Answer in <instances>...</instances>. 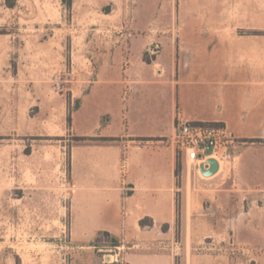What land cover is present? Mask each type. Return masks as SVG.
Returning a JSON list of instances; mask_svg holds the SVG:
<instances>
[{
    "label": "rangeland",
    "instance_id": "374dc122",
    "mask_svg": "<svg viewBox=\"0 0 264 264\" xmlns=\"http://www.w3.org/2000/svg\"><path fill=\"white\" fill-rule=\"evenodd\" d=\"M208 3L226 5L230 15L205 22L179 15ZM198 24L264 36V0H73L71 7L63 0H0V264H108L123 244L126 256L131 241L117 238L116 245L112 235L94 233L89 223L98 205L94 192L74 188V173L82 170L78 160L74 164V147L112 141L80 139L78 100L90 93L106 58L120 60L118 73L131 64L158 63L174 31ZM107 103L118 108L119 97ZM83 120L80 114L79 126ZM233 138L223 160L233 161L234 185L222 196L223 235L208 237L198 248L239 254L242 264H264V137ZM177 158L180 180L178 152ZM86 177L79 179L91 180ZM162 244L181 257L178 236L144 248Z\"/></svg>",
    "mask_w": 264,
    "mask_h": 264
},
{
    "label": "crops",
    "instance_id": "0c3cea01",
    "mask_svg": "<svg viewBox=\"0 0 264 264\" xmlns=\"http://www.w3.org/2000/svg\"><path fill=\"white\" fill-rule=\"evenodd\" d=\"M181 10L179 15L205 22L210 16L230 15L231 8L208 3ZM174 34L158 63L131 64L126 73H118L119 59L103 62L81 100L75 126L81 137L115 139L74 147V164L78 160L82 167V174L74 173V188L76 193L91 189L96 196L97 210L89 222L94 233L132 242L128 264H242L239 254L198 248L208 237L223 235L225 220L219 216L225 188H234L233 161L221 162L216 174L203 176L182 159L178 180L172 137L179 120L225 126L237 138L264 137V36H239L233 26L205 24L183 26ZM154 70L157 75L150 73ZM117 96L118 108L106 105ZM80 114L84 120L79 126ZM124 159L126 185L118 176ZM82 175L91 180L82 182ZM103 192L106 209L99 205ZM177 236L184 243L180 258L162 248H144Z\"/></svg>",
    "mask_w": 264,
    "mask_h": 264
},
{
    "label": "built area",
    "instance_id": "2783aa9c",
    "mask_svg": "<svg viewBox=\"0 0 264 264\" xmlns=\"http://www.w3.org/2000/svg\"><path fill=\"white\" fill-rule=\"evenodd\" d=\"M172 143L181 159L195 162L201 171V164L207 166L210 158H216L221 165V162L228 157V148L234 143V138L233 134L225 126H214L191 120H179L175 127ZM127 171L128 162L124 159L120 167V181L122 184L126 183ZM167 247L165 244L161 246V248ZM116 248L118 250L116 255H109L106 259L108 264H128L124 253L127 250L126 245L123 244Z\"/></svg>",
    "mask_w": 264,
    "mask_h": 264
},
{
    "label": "water",
    "instance_id": "95a60500",
    "mask_svg": "<svg viewBox=\"0 0 264 264\" xmlns=\"http://www.w3.org/2000/svg\"><path fill=\"white\" fill-rule=\"evenodd\" d=\"M200 169L205 176L214 175L220 170V162L216 158H210L208 160V167L205 164H201Z\"/></svg>",
    "mask_w": 264,
    "mask_h": 264
},
{
    "label": "trees",
    "instance_id": "16d2710c",
    "mask_svg": "<svg viewBox=\"0 0 264 264\" xmlns=\"http://www.w3.org/2000/svg\"><path fill=\"white\" fill-rule=\"evenodd\" d=\"M66 4H67V6H69V7H71L72 6V4H73V0H63ZM15 4V2H12V3H10V6H13ZM108 11H110V8H109V10ZM80 100H78V106L80 105ZM80 139H89V140H96L94 137H81ZM115 138H101V140H104V141H107V140H114ZM179 171V170H178ZM145 219H143L142 221H141V224L142 225H144L145 224ZM107 234H109L108 232H106ZM112 238L114 239V241L116 242V243H118V244H116V245H120V243L118 242V240H117V238H115V237H113L112 236Z\"/></svg>",
    "mask_w": 264,
    "mask_h": 264
}]
</instances>
